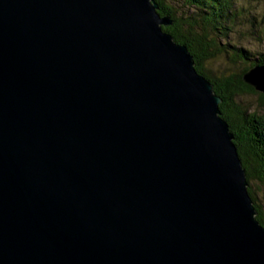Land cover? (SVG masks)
<instances>
[{
    "label": "water",
    "instance_id": "obj_1",
    "mask_svg": "<svg viewBox=\"0 0 264 264\" xmlns=\"http://www.w3.org/2000/svg\"><path fill=\"white\" fill-rule=\"evenodd\" d=\"M158 10L0 0V264H264L221 99Z\"/></svg>",
    "mask_w": 264,
    "mask_h": 264
},
{
    "label": "trees",
    "instance_id": "obj_2",
    "mask_svg": "<svg viewBox=\"0 0 264 264\" xmlns=\"http://www.w3.org/2000/svg\"><path fill=\"white\" fill-rule=\"evenodd\" d=\"M154 1L159 7L158 13L173 22L164 31L170 33L178 44L188 48L196 71L212 85L221 99V117L233 135L246 180L249 185H254L248 187V192L256 201L258 184L264 187V115L247 114L236 100L242 95L257 94L259 103L264 104V94L242 82L246 72L264 66V20L254 10L260 0ZM236 26L248 30L251 27L252 33L240 34L241 39L235 41L232 34ZM217 59H225L227 63L217 73L219 76L206 72L204 68L206 62ZM255 206L257 219L263 225L264 213L261 210L264 206L261 208L258 203Z\"/></svg>",
    "mask_w": 264,
    "mask_h": 264
},
{
    "label": "rangeland",
    "instance_id": "obj_3",
    "mask_svg": "<svg viewBox=\"0 0 264 264\" xmlns=\"http://www.w3.org/2000/svg\"><path fill=\"white\" fill-rule=\"evenodd\" d=\"M256 8L254 9L258 15L261 16V18L264 20V0H260L256 6ZM236 26L234 29V33L232 35H234V40L236 41V39H241L239 37L240 34L244 35L245 33L249 32L250 34L252 33L251 31V27L249 28V30L247 28H244L242 26ZM249 36V35H245L244 37ZM243 41L247 42L244 38H242ZM243 45H246L243 42ZM264 48V47H263ZM226 63L225 59H217V60H213V61H208L205 64V70L206 72L209 73H215V75L219 76L217 73L222 71V67L223 64ZM227 64V63H226ZM238 103H241V105L244 108V111H246V113L248 114V112H253L256 113V115L258 116H263L264 115V104L261 105L259 103V96L257 94L254 95H242V97L238 98L236 100ZM254 187V185H252ZM261 187V188H260ZM258 191L256 192L255 196L257 198V201L264 206V187H262L261 185L258 184ZM259 194V195H257Z\"/></svg>",
    "mask_w": 264,
    "mask_h": 264
}]
</instances>
